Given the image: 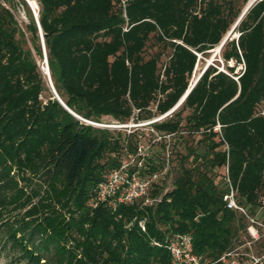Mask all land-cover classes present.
Returning <instances> with one entry per match:
<instances>
[{
  "label": "trees",
  "instance_id": "trees-1",
  "mask_svg": "<svg viewBox=\"0 0 264 264\" xmlns=\"http://www.w3.org/2000/svg\"><path fill=\"white\" fill-rule=\"evenodd\" d=\"M14 1L0 0L6 264H171L166 243L176 233H190L195 251L212 259L237 246L249 223L223 199L227 164L238 202L252 215L264 207V119L256 115L264 98V0L221 48L226 62L245 63L239 82L210 64L182 104L153 124L174 133L172 154L178 140L187 149L171 187L165 190L173 167L152 190L159 201L115 208L99 200L98 185L120 166L126 148L135 151L138 133L81 118L125 123L171 110L190 86L198 54L222 42L250 0H36L53 83L81 118L47 86L35 57H44L39 23L28 8L21 25ZM185 133L200 137L189 144ZM164 147L153 143L145 172L161 167ZM222 167L223 184L215 175Z\"/></svg>",
  "mask_w": 264,
  "mask_h": 264
},
{
  "label": "built area",
  "instance_id": "built-area-1",
  "mask_svg": "<svg viewBox=\"0 0 264 264\" xmlns=\"http://www.w3.org/2000/svg\"><path fill=\"white\" fill-rule=\"evenodd\" d=\"M241 64L242 70L240 72H229L224 67H219V69L239 82V78L245 70V63ZM178 106L176 104L165 114L148 120H138L137 122H134L135 119L131 118L125 123L118 121L114 124H104L81 118L87 123L100 127L122 129L127 131L128 134L138 133L140 139L135 151L130 152L126 148L120 166L111 170L106 178L99 183L97 189L99 200L108 201L114 208L119 204H131L138 200H142L144 204H152L160 200V197L152 196V190L156 185L161 184L162 179L170 173L173 167L172 138L174 133H161L153 124L166 118ZM256 115L264 119V98L259 104ZM220 129L221 124L218 123L215 130L220 131ZM149 137H152L151 142L145 140ZM161 141L165 142L163 163L160 168L147 173L145 172V161L151 154V147L153 143ZM228 149L229 147L226 144V150ZM225 179L228 182L229 190L224 194L223 199L228 208L238 211L249 219L248 230L253 238L241 242L234 248L223 252L218 258L212 259L195 251L194 239L190 233H176L170 236L166 243L171 253V264H264V250L258 253L253 248L256 243L261 242L264 238V221L251 216L247 208L238 202L236 198L237 190L230 181L228 164L225 167ZM170 187L166 186L165 190ZM140 226L143 231L146 230L145 220L140 221ZM253 231H256V234H253Z\"/></svg>",
  "mask_w": 264,
  "mask_h": 264
},
{
  "label": "rangeland",
  "instance_id": "rangeland-1",
  "mask_svg": "<svg viewBox=\"0 0 264 264\" xmlns=\"http://www.w3.org/2000/svg\"><path fill=\"white\" fill-rule=\"evenodd\" d=\"M25 1L27 3L28 7L24 3L20 2L19 0H15L14 3H13V7H12V10H13V12L15 14V17H16V19L18 20V22L21 25H24L25 23H27L29 21L28 8L33 13L35 18H36L35 14L38 13V2L36 0H34V3L28 2L27 0H25ZM5 5H8V4L5 3ZM245 7H244V9H245ZM238 35H239V32L237 30H235L229 36V39H232L234 37L237 38ZM41 43H42V40H41ZM217 47L218 46H216L215 48L209 50V53L206 54V55L199 54V60H198V63L196 65L195 69H194V72L192 74L190 83L194 80L196 74L199 75L201 73V71H203V69L209 63L217 65L220 68H223V67L227 68V66H234V68H235L234 72H240L242 70V64L237 63L235 60H230V61L226 62L223 59L222 55H221V51L220 52H216ZM42 48H43L44 57H40L38 55H35V57H36V60H37V63L39 65L40 69L42 70L43 74L46 77L47 86L50 87V83H49L47 75L45 73V70H46L45 65L47 66V57H45L46 55H45V48H44L43 43H42ZM50 90H52L51 87H50ZM116 122H118V121L115 120L114 118L110 117V116H105L103 118V120H102V123H104V124H114ZM134 122H137V120H135ZM140 130H142V129H140ZM184 135L189 138V140H190L188 142L189 144H193V139L194 138H199L200 137L199 134H193V136H190L189 134L185 133ZM176 138H178V137H176ZM179 139H181V138H179ZM158 149L159 148H155L154 150L158 151ZM182 153H187V149H186V147H184V143H182L180 140H178L177 146L174 145V149H173V156H174L173 169L171 171L170 176L165 180L166 186H171L173 181H174V178H175V176L177 174V169H178L179 164H180V162L182 160V157H181ZM215 172H216L215 175H217V173L219 174V177L217 178V181H219V182H221V184H223V179H222L223 178L222 175L224 173L223 167L222 168H216ZM249 214L251 216H254V217L258 218L259 220L264 221V207L259 209V211L256 213V215H252L251 213H249ZM244 218H245V222L246 223H250L249 219L246 216H244ZM240 234H241V237L238 239L237 245L240 244L241 242L245 241V240L253 238V235L249 232V230L243 231ZM253 234H256V231H253ZM259 243L260 242L256 243L255 246H253V248H254V250L256 252L261 253L264 250V243H262V242L260 244ZM7 262H8V256L5 255L4 253H0V264H6Z\"/></svg>",
  "mask_w": 264,
  "mask_h": 264
},
{
  "label": "water",
  "instance_id": "water-1",
  "mask_svg": "<svg viewBox=\"0 0 264 264\" xmlns=\"http://www.w3.org/2000/svg\"><path fill=\"white\" fill-rule=\"evenodd\" d=\"M28 2H31L30 0H27ZM258 0H250L245 9L243 10L242 14L240 15V17L238 18V20L236 21V23L233 25L232 29L229 31V33L226 34V36L224 37V39L222 40V42L219 44V47H217V50L216 52H220L221 51V48L222 46L224 45V43L227 41V39L229 38V36L236 30V27L237 25L239 24V22L241 21V19L243 18V16L245 15V13L248 11V9ZM36 15V19L39 23V28L41 30V35L43 36V45H44V48H45V55L47 54V51H46V47H45V43H44V35L42 34V29H41V26H40V22L38 20V13L35 14ZM239 36V35H238ZM237 36V38H238ZM199 56V54H198ZM46 57V56H45ZM212 63H209L206 65V67L203 69V72L204 70ZM202 72V73H203ZM45 73L47 75V78H48V81L50 83V87L52 89V92L54 93L55 97L63 104V106L69 110L72 114H74L76 117L78 118H81L79 115H77L76 113H74L65 103L64 101L62 100V98L60 97L58 91L56 90L55 88V85L53 83V80H52V77H51V73H50V69H49V65H48V59H47V69L45 70ZM201 76V75H200ZM200 76H198L195 80H193L191 83H190V86L188 88V90L186 91V93L182 96V98L179 100V102L177 103V106L179 105L180 102H182L186 96L190 93V91L193 89V87L196 85V83L198 82Z\"/></svg>",
  "mask_w": 264,
  "mask_h": 264
},
{
  "label": "bare ground",
  "instance_id": "bare-ground-1",
  "mask_svg": "<svg viewBox=\"0 0 264 264\" xmlns=\"http://www.w3.org/2000/svg\"><path fill=\"white\" fill-rule=\"evenodd\" d=\"M30 1H31L32 3H34V0H30ZM218 47H219V45H218ZM46 55H47V54H46ZM45 68L47 69V66H46V65H45ZM202 72H203V71H201V73H200L199 75L196 74L194 80H195L198 76L202 75ZM181 104H182V103H181ZM181 104H180V105H181ZM180 105H179V106H180ZM179 106H178V107H179Z\"/></svg>",
  "mask_w": 264,
  "mask_h": 264
}]
</instances>
